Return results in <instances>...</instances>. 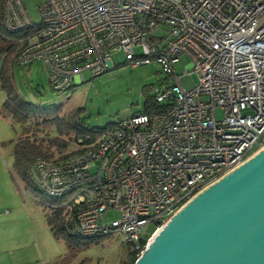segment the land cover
<instances>
[{
    "label": "built area",
    "instance_id": "built-area-1",
    "mask_svg": "<svg viewBox=\"0 0 264 264\" xmlns=\"http://www.w3.org/2000/svg\"><path fill=\"white\" fill-rule=\"evenodd\" d=\"M6 5L8 29L25 32L15 63L42 61L56 91L85 72L102 75L119 52L133 65L155 60L169 76L154 88L157 111L120 120L65 161L31 162L32 182L82 236L119 233L141 250L148 224L152 237L264 148V0H47L40 24L21 0ZM160 26L166 35H154ZM183 55L191 60L183 74H200L190 90L174 69ZM108 211L120 218L107 222Z\"/></svg>",
    "mask_w": 264,
    "mask_h": 264
},
{
    "label": "rangeland",
    "instance_id": "rangeland-1",
    "mask_svg": "<svg viewBox=\"0 0 264 264\" xmlns=\"http://www.w3.org/2000/svg\"><path fill=\"white\" fill-rule=\"evenodd\" d=\"M21 1L32 22L40 24V7L47 0ZM166 30V27L160 26L154 35L164 36ZM140 51L136 49L137 54ZM190 62V58L183 55L174 66L186 90L192 89L200 77L198 72L183 74ZM9 73L14 78L15 89L23 99L52 112L50 117L63 116L77 110L89 128H106L144 112L146 100L153 95L154 88L169 79L155 60L150 64L133 65L126 61L122 52L112 55L110 69L102 75L92 77L89 72H85L84 82H75L65 91H56L51 87L48 69L42 61L29 66L14 64ZM5 99L6 93L0 80V105ZM216 117L218 120L222 118L220 108L216 109ZM16 130L9 120L0 117V207L3 213L6 210L8 214L13 212L11 218L0 221V236L6 229L21 233L17 240L21 244L25 264H56L65 256L66 245L53 235L48 226L46 215L52 214L54 209L49 205L44 206L46 202H41L40 197L27 189L25 181L15 171ZM73 146L70 149H74ZM119 218L120 214L116 211L105 214L107 222ZM155 228L154 224L145 227L146 239ZM131 249L123 236L115 233L76 250L70 264H124L129 262Z\"/></svg>",
    "mask_w": 264,
    "mask_h": 264
},
{
    "label": "water",
    "instance_id": "water-1",
    "mask_svg": "<svg viewBox=\"0 0 264 264\" xmlns=\"http://www.w3.org/2000/svg\"><path fill=\"white\" fill-rule=\"evenodd\" d=\"M219 180L172 216L135 264H264V151Z\"/></svg>",
    "mask_w": 264,
    "mask_h": 264
},
{
    "label": "trees",
    "instance_id": "trees-1",
    "mask_svg": "<svg viewBox=\"0 0 264 264\" xmlns=\"http://www.w3.org/2000/svg\"><path fill=\"white\" fill-rule=\"evenodd\" d=\"M6 2L7 0H0V80L2 89L6 93V99L0 105V117L9 120L12 126L17 128L14 148L15 171L25 181L26 188L40 197L41 202H46L44 206L49 205L54 209L52 214L46 215V220L53 235L64 241L67 250L65 256L56 264H70L76 250L100 238L82 236L69 218L66 207L47 199L32 182L28 168L36 158L65 161L75 153L95 147L105 131L118 122L106 128H89L84 124L77 110L63 116L50 117L52 112L21 97L15 89L14 78L9 72L16 64V57L22 46L18 40L25 32H13L8 29ZM159 107L152 95L147 98L143 113H152ZM72 143L76 146L71 145ZM71 146L74 149H70ZM149 238L150 236L147 239L145 237L141 241V250L131 249L129 262L124 264H135L146 248Z\"/></svg>",
    "mask_w": 264,
    "mask_h": 264
},
{
    "label": "crops",
    "instance_id": "crops-1",
    "mask_svg": "<svg viewBox=\"0 0 264 264\" xmlns=\"http://www.w3.org/2000/svg\"><path fill=\"white\" fill-rule=\"evenodd\" d=\"M0 216L1 222H4L6 219H9L13 216V212L8 214V210L5 213L2 212L0 207ZM3 230L0 236V264H25L23 262V253L21 244L17 240L21 237V233H15L14 231ZM28 264V263H26Z\"/></svg>",
    "mask_w": 264,
    "mask_h": 264
},
{
    "label": "bare ground",
    "instance_id": "bare-ground-1",
    "mask_svg": "<svg viewBox=\"0 0 264 264\" xmlns=\"http://www.w3.org/2000/svg\"><path fill=\"white\" fill-rule=\"evenodd\" d=\"M261 151H264V148L262 149V150H260L259 152H256L254 155H252L249 159H247L245 162H249L250 161V159L251 158H255V156L257 155V154H260V152ZM245 162H243L242 164H240V165H238L236 168H234L233 170H231L230 172H228L227 174H225L221 179H223V178H225V176L226 175H230V173L231 172H233V171H235L236 169H238L241 165H244L245 164ZM220 181V180H219ZM218 181V182H219ZM217 182V181H216ZM203 192V191H202ZM202 192H199V194L198 195H200ZM197 194L195 195V197L190 201V202H188V203H186L177 213H176V215H178V213H180V212H182L183 210H184V208L185 207H187L188 206V204L189 203H191L197 196H198ZM172 221V220H171ZM170 221V222H171Z\"/></svg>",
    "mask_w": 264,
    "mask_h": 264
}]
</instances>
